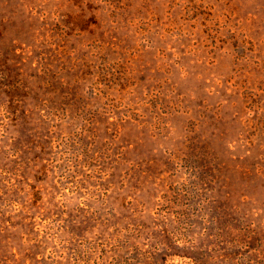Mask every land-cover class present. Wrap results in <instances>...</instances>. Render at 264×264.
I'll return each instance as SVG.
<instances>
[{
    "label": "rangeland",
    "instance_id": "rangeland-1",
    "mask_svg": "<svg viewBox=\"0 0 264 264\" xmlns=\"http://www.w3.org/2000/svg\"><path fill=\"white\" fill-rule=\"evenodd\" d=\"M0 225V264H264V0H0Z\"/></svg>",
    "mask_w": 264,
    "mask_h": 264
},
{
    "label": "trees",
    "instance_id": "trees-1",
    "mask_svg": "<svg viewBox=\"0 0 264 264\" xmlns=\"http://www.w3.org/2000/svg\"><path fill=\"white\" fill-rule=\"evenodd\" d=\"M27 220H31V218L26 216V221H27ZM1 222H2V221H1ZM13 227H14V226H13ZM1 228H2V227H1V225H0V229H1Z\"/></svg>",
    "mask_w": 264,
    "mask_h": 264
}]
</instances>
